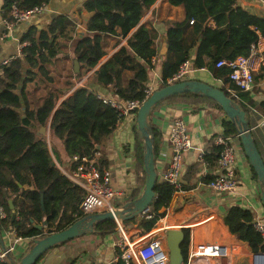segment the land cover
Listing matches in <instances>:
<instances>
[{
    "label": "trees",
    "instance_id": "1",
    "mask_svg": "<svg viewBox=\"0 0 264 264\" xmlns=\"http://www.w3.org/2000/svg\"><path fill=\"white\" fill-rule=\"evenodd\" d=\"M155 1H85L83 8L89 14L86 21L87 34L79 38L73 48V58L81 68L79 77L98 64L106 54L110 40L115 44L119 37L128 36L127 45H122L97 68L93 80L101 86L114 85L116 91L125 99H143L149 71L153 67L152 58L157 55V36L151 27L141 23V18ZM167 1L171 5L181 6L184 15L180 20L168 24V50L161 63L162 82L158 87L167 84V79L184 60L190 59L189 52L196 47L195 56L193 60L190 59L191 65L194 68H207L217 79L236 89L239 97L248 100V92L239 89L229 77L230 69L226 66L216 67L215 63L220 58L234 59L248 55L252 45H256L259 37L264 36V16L250 12L239 5L237 0ZM47 2L48 0H4L2 17L11 18L9 12L12 5L19 9H29ZM190 20L193 22L190 23ZM210 20L214 22V26L208 25ZM74 28L73 20L63 14L52 18L45 28L39 29L32 25L21 38L20 42L26 43L21 48V55L0 65V176L1 169L18 158H28L29 172L37 171L40 174V189L34 187L21 190L15 195L13 188L0 183V207L5 212L4 218L0 220L2 225L13 227L17 237L29 238L30 244L32 239L60 231L85 215L79 208L84 189L56 168L45 136L38 134L37 126H46L49 123L51 135L61 141L71 161L75 155L85 156L93 160L97 170L102 173L108 162L106 157L97 156V146L123 120L89 87H76L71 95L56 106L58 93H63L65 87L56 90L53 86H43L46 82L53 81L50 74L51 62L57 61L64 53ZM187 29L189 34H186ZM24 63L29 68L23 75ZM263 75L264 64L257 76ZM219 88L242 109H246V105L231 95L224 85ZM44 89L45 93L40 94L42 98L38 105L30 108L28 93L31 90ZM178 99L206 100L219 107L213 99L191 92L175 94L164 101ZM254 107L264 115V100ZM222 125L224 135L238 137L235 124L225 120ZM151 127L154 132V154L157 158L158 131L152 124ZM133 132L137 186L129 195L131 199L141 193L145 180L144 146L136 133V124ZM220 150L221 146L212 144L210 153L206 152L204 159L212 164L217 160ZM77 164L72 161V169ZM253 174L257 177L254 170ZM40 190L44 193L43 208ZM154 192L155 197L150 204L152 217L138 216L123 223H134L144 233L155 227L157 220L165 215L162 209L169 205L175 189L168 182L159 179L154 186ZM9 198L12 199L13 207L8 203ZM44 217L47 219V228L38 229L37 225L43 222ZM223 219L231 234L248 243L251 252H264V236L255 229L250 210L231 206ZM116 228L114 219L98 221L94 226V230L101 234L112 233ZM184 235L180 246L185 260L188 229H184ZM11 255L12 252H9V256ZM0 264L11 263L9 259H0Z\"/></svg>",
    "mask_w": 264,
    "mask_h": 264
},
{
    "label": "crops",
    "instance_id": "2",
    "mask_svg": "<svg viewBox=\"0 0 264 264\" xmlns=\"http://www.w3.org/2000/svg\"><path fill=\"white\" fill-rule=\"evenodd\" d=\"M87 0H48L42 11L32 15L29 19L16 23L8 32L3 24H0V65L5 61L21 54V38L32 25L45 28L46 25L57 15H67L70 17L75 28L71 32V39L67 42V47L61 57L51 62L50 74L53 76L52 82H46L43 86H53L59 90L65 87L63 93H58L56 106L71 95L76 88L73 78L86 84L95 93L103 96L111 95L114 85L101 86L94 82V72L106 60L116 53L122 45H127V37H119L115 44L110 40L106 47V54L100 59L98 64L85 72L82 77L74 72L73 48L76 41L87 34L86 21L89 14L83 8V3ZM4 0H0V18H2V6ZM238 4L248 9L250 12L264 16L263 0H237ZM181 6L169 4L167 0H156L144 13L141 23H146L156 33L155 44L157 55L152 58L153 67L149 71L147 87L152 90L158 88L162 82L161 63L163 56L158 51L164 39L168 24L172 21L180 20L183 17ZM208 25L214 26L210 20ZM186 34H189L187 29ZM256 56L254 59V84L248 92L249 99L239 97L236 89L229 87L221 79H217L207 68H194L188 74L187 79H198L214 86L224 85L231 95L245 104V111L249 120L250 130L255 144L264 160V115L257 110L254 105L264 100V75L258 77L261 66L264 64V36H260L256 44ZM196 47L190 52V59L193 60ZM29 68L27 63L23 64V75ZM79 70L81 68L79 67ZM41 77V76H40ZM42 78V77H41ZM70 83V84H67ZM45 93L40 90H31L27 97L30 101V108L38 105L42 98L40 94ZM24 106L20 109L23 113ZM182 117L187 125L188 133L192 141V148L183 153L181 181L182 186L175 191L173 197L166 208L165 215L157 220L155 227L149 232H143L136 224L126 225L123 223L126 235L131 239H141L145 235H156L165 241V231L169 228L188 229L189 238L193 241H219L230 246L232 255L225 264H250L251 249L248 243L235 238L229 228L224 223V215L231 206H239L248 209L253 214L254 221L264 223V205L260 197V186L257 177L254 176L252 167L242 149L239 138L228 136L235 141L236 146V179L237 186L231 192H217L207 187L206 183L217 173V160L209 164L205 159L199 161L198 156L202 151L210 153L213 139L217 134H223V121L228 120L224 112L215 104L206 100H185L161 101L152 109L149 120L158 131V155L156 165L158 179L162 180V175L166 168L171 150L168 144V132L173 118ZM134 115L127 116L121 120L114 130L105 137L97 147V156L107 158L108 165L104 167L109 173L110 186L117 194L113 197V207L121 205L125 199L129 198L132 190L137 186L136 173L134 171ZM37 126L39 135H44L52 154L56 168L70 178L72 169L71 158L68 157L59 139L51 135L49 123L45 126ZM30 160L28 158H18L12 164L1 169L0 183L3 186L11 187L14 195L21 190L31 188L40 189V174L37 171L29 172ZM71 179V178H70ZM141 188V187H140ZM140 194V193H139ZM111 201V200H110ZM4 218L1 217L0 219ZM120 238L119 231L101 234L93 230L86 232L76 238L68 240L48 249L36 262V264H89L93 261L113 262L123 264L117 259L115 242ZM29 238L17 237L11 226H4L0 220V251L5 249L12 252L11 257L19 259L30 245ZM189 242V239H188ZM9 256V255H8Z\"/></svg>",
    "mask_w": 264,
    "mask_h": 264
},
{
    "label": "built area",
    "instance_id": "3",
    "mask_svg": "<svg viewBox=\"0 0 264 264\" xmlns=\"http://www.w3.org/2000/svg\"><path fill=\"white\" fill-rule=\"evenodd\" d=\"M43 7L44 5L29 9H19L16 5H12L9 12L11 18H0V24L2 23L5 31L8 32L16 23L25 21L32 15L40 13ZM192 22L190 20V23ZM25 45L26 43H22L20 47L22 48ZM255 47L256 45H252L249 54L246 56H237L234 59L220 58L215 63L216 67L226 66L230 69L229 77L242 91H250L254 84ZM192 67L190 59L184 60L177 71L167 79V84L186 80ZM79 79L78 77L73 78V81L76 82V87H85L86 84ZM152 91L151 87L148 86L144 90L145 96L143 99H125L113 88L111 95L103 96L97 93V97L112 107L119 118H125L130 115L136 117L137 109ZM167 138L171 154L162 175V180L168 182L174 187L175 191H178L182 186L180 176L183 153L193 147L187 125L182 117L173 118ZM213 144L221 146L217 158L218 173L206 185L209 189L217 192L234 191L237 186L235 141L224 134H217L213 139ZM205 154L206 151H202L199 154V161L204 160ZM72 161H76L78 164L69 176L75 184L84 189V196L79 204L80 210L85 215L112 210L114 207L110 200L117 192L110 186L109 173L105 170L102 173L99 172L94 165V161L85 156L79 157L75 155L72 157ZM0 215L1 217L5 216L2 207H0ZM140 216L151 218L150 206L146 207ZM115 221L120 238L115 242L114 246L117 251V259L123 264H168L169 255L165 241L156 235L148 237L145 235L141 239H131L125 233L123 221ZM253 225L264 236V223L256 220L253 221ZM230 248V246L219 241H193L190 236L183 264H225L232 255ZM8 254V250L0 251V259H8ZM89 264L106 263L93 261ZM250 264H264V252H251Z\"/></svg>",
    "mask_w": 264,
    "mask_h": 264
},
{
    "label": "water",
    "instance_id": "4",
    "mask_svg": "<svg viewBox=\"0 0 264 264\" xmlns=\"http://www.w3.org/2000/svg\"><path fill=\"white\" fill-rule=\"evenodd\" d=\"M167 50L168 44L167 39L165 38L158 53L160 56H164ZM73 66L74 72L78 73L79 63L76 59L73 60ZM185 92L196 93L213 99L219 105L229 121L235 124L239 142L252 169L256 173L260 186V197L264 205V160L262 159L253 139L246 111L231 97L227 96L219 87L198 79H186L155 88L152 93L143 100L137 109L135 117L136 133L144 146L143 160L145 180L141 193L135 198L125 199L121 205L114 207L112 210L86 214L60 231L44 234L32 239L28 249L19 259H14L11 256H8L10 263L35 264L51 247L76 238L86 232L93 231L94 226L98 221L108 219L125 221L140 216L142 211L153 202L155 197L154 186L159 180L156 157L154 154V132L151 127L149 115L154 106L161 101L175 94ZM45 128V126H42L43 132H45ZM43 194V190H40V202L42 208ZM8 203L10 207H13L11 198L8 199ZM37 228L43 230L47 228L46 217L43 218L41 224L37 225ZM184 236L183 228H169L165 231V244L169 255L168 264H183L184 257L180 245L184 240ZM106 264L114 263L108 262Z\"/></svg>",
    "mask_w": 264,
    "mask_h": 264
},
{
    "label": "rangeland",
    "instance_id": "5",
    "mask_svg": "<svg viewBox=\"0 0 264 264\" xmlns=\"http://www.w3.org/2000/svg\"><path fill=\"white\" fill-rule=\"evenodd\" d=\"M113 202H114V199L112 198L111 201H110V203L112 204Z\"/></svg>",
    "mask_w": 264,
    "mask_h": 264
}]
</instances>
